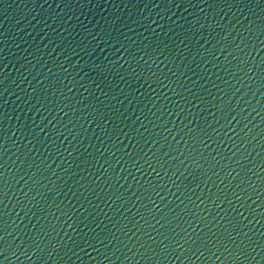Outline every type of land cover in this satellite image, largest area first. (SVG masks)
I'll use <instances>...</instances> for the list:
<instances>
[{"label": "water", "instance_id": "water-1", "mask_svg": "<svg viewBox=\"0 0 264 264\" xmlns=\"http://www.w3.org/2000/svg\"><path fill=\"white\" fill-rule=\"evenodd\" d=\"M0 264H264V0H0Z\"/></svg>", "mask_w": 264, "mask_h": 264}]
</instances>
